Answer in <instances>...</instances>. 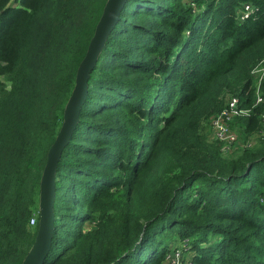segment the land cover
<instances>
[{
  "label": "trees",
  "instance_id": "obj_1",
  "mask_svg": "<svg viewBox=\"0 0 264 264\" xmlns=\"http://www.w3.org/2000/svg\"><path fill=\"white\" fill-rule=\"evenodd\" d=\"M105 2L0 0V264L35 240L47 153ZM263 55L264 0H126L56 166L42 264H171L175 249L181 264H264ZM233 96L250 112L225 154L209 124Z\"/></svg>",
  "mask_w": 264,
  "mask_h": 264
},
{
  "label": "water",
  "instance_id": "obj_2",
  "mask_svg": "<svg viewBox=\"0 0 264 264\" xmlns=\"http://www.w3.org/2000/svg\"><path fill=\"white\" fill-rule=\"evenodd\" d=\"M126 0H106L86 53L76 71L75 84L64 106L62 124L47 153L39 184V222L35 240L22 264H42L48 253L53 232L55 172L60 154L79 120V111L87 94L90 71L104 47L105 40L118 20Z\"/></svg>",
  "mask_w": 264,
  "mask_h": 264
},
{
  "label": "built area",
  "instance_id": "obj_3",
  "mask_svg": "<svg viewBox=\"0 0 264 264\" xmlns=\"http://www.w3.org/2000/svg\"><path fill=\"white\" fill-rule=\"evenodd\" d=\"M13 0H10V2ZM249 12H251V7L245 5L243 12L240 13V19H245ZM251 73L255 78V88H256V103L262 100L259 94V88L261 81L264 78V55L257 62V64L252 68ZM250 110L248 108L240 107L239 99L235 96L231 97L226 106L220 110L218 113L213 115L210 119V125L212 127L213 137L224 144V148L230 147L232 144L236 143L238 140V135L236 131L232 128L231 122L237 116L248 115ZM264 117V114H263ZM31 223H34L35 218H31ZM167 259L170 260L172 264H181V253L178 249L173 250ZM190 264V263H189Z\"/></svg>",
  "mask_w": 264,
  "mask_h": 264
},
{
  "label": "rangeland",
  "instance_id": "obj_4",
  "mask_svg": "<svg viewBox=\"0 0 264 264\" xmlns=\"http://www.w3.org/2000/svg\"><path fill=\"white\" fill-rule=\"evenodd\" d=\"M228 100H229V97L227 98V101H226V103L228 102ZM209 126H210V124H209ZM233 128V127H232ZM235 128V127H234ZM233 128V129H234ZM210 129H212V127H210ZM235 131L237 130L236 128L234 129ZM236 133H237V135H238V140H237V144L236 145H234V144H232L230 147H228V148H225L226 150L224 151V152H226L225 154H232V153H234V152H236V151H238L239 150V148H241V147H243V145H244V143L242 142V141H244V138L243 137H240V135H239V133H238V130L236 131ZM213 132L211 131V138L213 139ZM251 140H255L254 139V136H251L250 138H248L247 140H246V142H245V144H249V145H251ZM172 264V263H171Z\"/></svg>",
  "mask_w": 264,
  "mask_h": 264
}]
</instances>
